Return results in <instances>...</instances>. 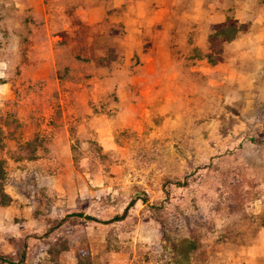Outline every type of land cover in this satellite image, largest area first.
I'll return each mask as SVG.
<instances>
[{
	"label": "rangeland",
	"instance_id": "1",
	"mask_svg": "<svg viewBox=\"0 0 264 264\" xmlns=\"http://www.w3.org/2000/svg\"><path fill=\"white\" fill-rule=\"evenodd\" d=\"M229 16L249 30L211 65L208 37ZM0 96L6 175L57 177L72 214L98 220L60 219L50 195L42 250L72 240L91 264H264V0H0ZM10 241L12 264L45 262Z\"/></svg>",
	"mask_w": 264,
	"mask_h": 264
},
{
	"label": "crops",
	"instance_id": "2",
	"mask_svg": "<svg viewBox=\"0 0 264 264\" xmlns=\"http://www.w3.org/2000/svg\"><path fill=\"white\" fill-rule=\"evenodd\" d=\"M45 20L48 22L50 13L43 10ZM1 99H6L0 96ZM54 157L68 155L66 149L51 150ZM3 151L0 150V159ZM57 177L49 175H37L35 181L26 180L25 176L20 173V170L15 172H7L5 193L12 198V203L9 206L0 205V254H14L15 250L11 244V239L27 238L28 247L27 254H45L47 251L42 250L44 243L49 233L50 223L49 210L46 204L47 197L52 195L57 197L52 205V210L61 219L72 214L75 210L73 201L67 196L66 190L57 182ZM61 214V215H60ZM89 229V227H87ZM74 238L81 232L75 227H68L67 232ZM79 238V237H77ZM74 241L69 242V249L61 254L73 255L76 253ZM42 245L41 249L39 245ZM88 246V242L85 243ZM48 246V245H46Z\"/></svg>",
	"mask_w": 264,
	"mask_h": 264
},
{
	"label": "trees",
	"instance_id": "3",
	"mask_svg": "<svg viewBox=\"0 0 264 264\" xmlns=\"http://www.w3.org/2000/svg\"><path fill=\"white\" fill-rule=\"evenodd\" d=\"M249 23H241L234 17H227L225 21L218 23L213 26L212 32L208 37L209 49L206 53V59L211 65H216L221 63L224 60V46L235 41L242 34L246 33L249 30ZM36 139L32 141L25 142L21 149L26 150L30 155L27 157L28 160H35V152H36ZM4 160H0V205L1 206H9L12 203V198L5 193V180H6V172L4 169ZM132 205V204H130ZM130 205L124 210L122 215H116L110 220L102 222L104 224L112 223L115 221L123 220L128 212ZM69 216H77L80 218H84L87 220L98 221L97 218L84 215L82 213H75ZM180 248L186 249L187 252H192L195 249V245L189 240H182L180 243ZM68 247L66 245H62L61 248L58 249V244L48 245L47 249V258L45 262H39L38 264H60L59 258L63 251H66ZM77 256V264H91L90 262V254L84 253L82 251L76 252ZM25 261V253L20 255V260L18 263H23ZM0 262L12 264L7 257L0 255Z\"/></svg>",
	"mask_w": 264,
	"mask_h": 264
}]
</instances>
